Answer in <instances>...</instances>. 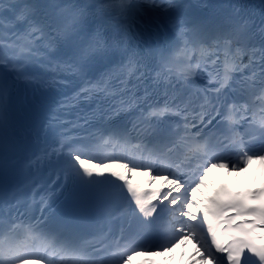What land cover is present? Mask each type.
<instances>
[{
  "label": "snow or ice",
  "instance_id": "obj_1",
  "mask_svg": "<svg viewBox=\"0 0 264 264\" xmlns=\"http://www.w3.org/2000/svg\"><path fill=\"white\" fill-rule=\"evenodd\" d=\"M101 144L133 154L106 163ZM253 160L264 0H0V264H126L162 234L192 239L200 260L264 264V187L190 211L211 168ZM45 170L33 220L21 193ZM138 170L167 186L139 188ZM24 233L44 255L24 252Z\"/></svg>",
  "mask_w": 264,
  "mask_h": 264
},
{
  "label": "bare ground",
  "instance_id": "obj_2",
  "mask_svg": "<svg viewBox=\"0 0 264 264\" xmlns=\"http://www.w3.org/2000/svg\"><path fill=\"white\" fill-rule=\"evenodd\" d=\"M219 172H221V170H217V169H212L209 172V177H212L213 183H215L217 174ZM254 175L255 174L250 164H248L247 167L242 168L241 170L235 172V178L239 184H242L245 182L248 184H251ZM209 188H210L209 178L206 177L204 180V183L198 188L197 193L199 195L205 194ZM190 211L195 212L194 206L192 209H190ZM166 251L174 252L171 258L173 259V261L187 262L190 258H193L194 262L192 264H211V259H205V260L198 259V256H199L198 245L190 238L184 239L181 242H178L171 247H166V249H163V251L158 252V253L165 256ZM137 259H138V254L137 253L133 254L129 257L126 264H136Z\"/></svg>",
  "mask_w": 264,
  "mask_h": 264
},
{
  "label": "rangeland",
  "instance_id": "obj_3",
  "mask_svg": "<svg viewBox=\"0 0 264 264\" xmlns=\"http://www.w3.org/2000/svg\"><path fill=\"white\" fill-rule=\"evenodd\" d=\"M169 252V251H168ZM170 256V255H169Z\"/></svg>",
  "mask_w": 264,
  "mask_h": 264
}]
</instances>
